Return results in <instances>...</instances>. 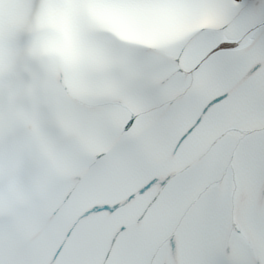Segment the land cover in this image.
<instances>
[{
    "label": "snow or ice",
    "instance_id": "snow-or-ice-1",
    "mask_svg": "<svg viewBox=\"0 0 264 264\" xmlns=\"http://www.w3.org/2000/svg\"><path fill=\"white\" fill-rule=\"evenodd\" d=\"M0 264H264V0H0Z\"/></svg>",
    "mask_w": 264,
    "mask_h": 264
}]
</instances>
